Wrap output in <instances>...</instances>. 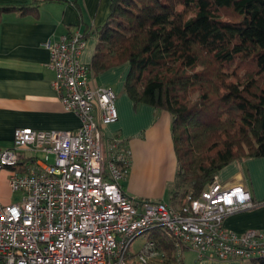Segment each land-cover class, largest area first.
I'll list each match as a JSON object with an SVG mask.
<instances>
[{
  "label": "built area",
  "instance_id": "built-area-1",
  "mask_svg": "<svg viewBox=\"0 0 264 264\" xmlns=\"http://www.w3.org/2000/svg\"><path fill=\"white\" fill-rule=\"evenodd\" d=\"M44 45L59 100L80 124L18 127L12 145L0 146V171H10V190L20 194L18 201L0 202V264H181L184 248L199 257L264 261V229L238 233L223 226L225 216L255 206L240 183L215 175L176 205L126 194L121 180L130 150L118 137H102V126L118 118L116 93L92 84L89 65L80 61L83 32ZM153 229L172 239L173 258L150 238ZM139 236L144 239L131 249Z\"/></svg>",
  "mask_w": 264,
  "mask_h": 264
},
{
  "label": "trees",
  "instance_id": "trees-1",
  "mask_svg": "<svg viewBox=\"0 0 264 264\" xmlns=\"http://www.w3.org/2000/svg\"><path fill=\"white\" fill-rule=\"evenodd\" d=\"M65 1L81 19L78 2ZM36 8L1 6L0 15ZM88 35L97 39L92 75L127 64L134 105L170 114L181 196L199 194L233 161L264 158V0H110ZM150 238L173 258L165 232Z\"/></svg>",
  "mask_w": 264,
  "mask_h": 264
},
{
  "label": "crops",
  "instance_id": "crops-1",
  "mask_svg": "<svg viewBox=\"0 0 264 264\" xmlns=\"http://www.w3.org/2000/svg\"><path fill=\"white\" fill-rule=\"evenodd\" d=\"M76 1L81 8V19L65 0H0V7H37L34 14H21L14 9L0 15V146L12 145L13 133L18 127L72 130L79 126L78 116L64 109L52 84L54 73L48 67L49 51L44 44L48 40H58L70 30L83 32L84 26L103 24L109 14L110 0ZM96 42L95 35L85 38L80 53V61L84 64L91 63ZM127 71L128 65L122 64L92 75L93 85L110 86L116 93L118 118L102 126V137L104 142L118 137L130 150L129 170L126 178L121 180L126 194L163 197L162 184L167 177L172 178L178 168L171 117L167 111L147 104L134 105L124 88ZM9 175L8 169L0 171V202L4 204L20 198L18 192L10 190ZM217 175L222 182L242 184L250 191L255 203L249 209L225 216L224 228L238 233L250 228L264 229V158L233 161ZM148 180L157 184L154 190L149 187L137 189ZM180 256L181 264H259L249 260L221 259L210 253L199 257L190 248L182 249Z\"/></svg>",
  "mask_w": 264,
  "mask_h": 264
},
{
  "label": "rangeland",
  "instance_id": "rangeland-1",
  "mask_svg": "<svg viewBox=\"0 0 264 264\" xmlns=\"http://www.w3.org/2000/svg\"><path fill=\"white\" fill-rule=\"evenodd\" d=\"M222 171V169L219 171V173ZM218 173V174H219ZM127 176V175H126ZM126 176L124 178H126ZM126 180V179H125ZM124 180V181H125ZM144 186L142 187H137V189H145L147 187L151 188V190H154L155 187H157V184L155 183V181L152 180H148L146 183H143ZM184 189L183 186V182L181 180V177L178 173V168H177V172L175 173V175L171 178V177H167L165 179L164 184H162V196H145L144 194H129V196L135 198V199H140V200H145V201H150V202H158V201H162L165 202L168 205H174L178 202L179 199H181V195H182V191ZM144 193V191L142 192ZM176 193V199L173 198V195ZM162 197V198H161ZM13 201L16 199V196L14 198H12ZM175 199V200H174ZM144 239V236H139L136 240L135 243L133 245V247L131 249L134 248V246H138L142 240ZM248 261V260H247ZM259 263L260 262H256Z\"/></svg>",
  "mask_w": 264,
  "mask_h": 264
}]
</instances>
